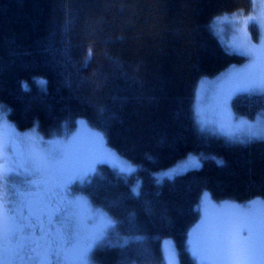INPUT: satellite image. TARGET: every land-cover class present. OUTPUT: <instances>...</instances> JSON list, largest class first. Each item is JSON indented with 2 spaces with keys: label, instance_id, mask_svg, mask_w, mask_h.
<instances>
[{
  "label": "trees",
  "instance_id": "obj_1",
  "mask_svg": "<svg viewBox=\"0 0 264 264\" xmlns=\"http://www.w3.org/2000/svg\"><path fill=\"white\" fill-rule=\"evenodd\" d=\"M252 7V0H0V108L9 120L45 135L85 120L137 167L128 177L101 165L86 182L84 192L116 222L92 255L97 264H164V239L182 264H194L188 236L204 192L215 201H264V141L205 133L194 114L200 80L246 60L219 40L215 20ZM232 107L255 120L264 96L238 95ZM191 154L202 157L201 168L155 179Z\"/></svg>",
  "mask_w": 264,
  "mask_h": 264
},
{
  "label": "rangeland",
  "instance_id": "obj_2",
  "mask_svg": "<svg viewBox=\"0 0 264 264\" xmlns=\"http://www.w3.org/2000/svg\"><path fill=\"white\" fill-rule=\"evenodd\" d=\"M252 2L253 10L249 13L237 12L221 16L215 20L212 26L215 34L227 50L233 54L244 56L245 62L232 65L218 76L202 78L197 88L194 104L195 118L201 131L240 144L264 141L262 137L249 134L250 130L260 132L264 129V111L255 120H249L237 115L232 107V102L238 95L264 96V92L248 90L241 82V75L246 71L254 75L264 73V0H252ZM250 52H254L255 55H250ZM224 100L226 103H222ZM9 125L12 127L10 128ZM13 131L20 134L19 137L14 136ZM25 135L32 137L35 146L40 148L63 146L67 150L64 159L67 165L73 169L71 182L80 188L73 189V194L78 195V197H80L79 194L85 197L80 208L83 220L81 238L100 227L102 215L112 219L107 208L96 205L89 195L83 194L85 183L82 185V180L86 178L85 181H87L92 178L101 165H107L122 175L132 177L137 172V167L134 164L111 148L105 137L92 129L85 120L76 121L72 128L64 125L60 130L50 135H45L36 129L22 132L16 128L0 108V138L3 139L6 149L3 160L6 165L10 164L11 159L7 152L9 138L11 137L22 149V152H25L27 145L22 141ZM52 142H59V144ZM193 159L199 165L198 167L192 166ZM202 163L201 156L191 154L174 166L156 173L155 179L158 182L173 179L188 171L201 168ZM139 187L140 182L138 181L135 189L139 191ZM250 202L255 203L250 204ZM250 202L215 201L210 194L208 199L204 200L202 196L198 206L200 219L189 231L188 236L189 241H191V244L188 241L189 251L194 264H199V261L193 257L191 248L198 246L209 253L212 252L216 243L215 225L222 216L227 215L237 219L239 238L247 239L249 237L250 233L246 225L253 227L252 234L258 238L260 232L258 222L264 216V201L255 199ZM232 205L239 207H232ZM241 211L251 213L252 219L241 221L239 219V212ZM91 216H95L96 220L89 224L88 218ZM111 230L107 232L104 239L93 246L89 254L91 264H97L92 260V255ZM71 243L73 242L70 241V245ZM67 252L68 258H73L75 250L69 246ZM162 252L164 264H182L173 240L164 239L162 241ZM55 261L56 257L54 256L53 264ZM205 264H212V262L209 260Z\"/></svg>",
  "mask_w": 264,
  "mask_h": 264
},
{
  "label": "snow or ice",
  "instance_id": "obj_3",
  "mask_svg": "<svg viewBox=\"0 0 264 264\" xmlns=\"http://www.w3.org/2000/svg\"><path fill=\"white\" fill-rule=\"evenodd\" d=\"M250 55H255L250 52ZM250 68L252 66H249ZM241 82L248 90L264 92V73L254 75L246 71L241 75ZM226 103V100L222 101ZM5 123L6 120H5ZM11 128L12 126L9 125ZM251 136L264 138V129L260 132L250 130ZM13 135L19 137L20 134L13 131ZM27 145L25 152L17 153L15 141L10 137L7 152L10 159L7 177L9 180L13 176H19L21 172L28 177L25 190L10 192L7 196L9 207L8 214L5 215L3 197H0V264H14L13 258L18 255V247L14 246V239L21 236L25 228H35L40 225L41 232H45L44 219L42 216H35L36 224L31 222L32 200L35 198L42 206L43 216L47 221V234L49 240L46 242L39 258L35 264H53L52 257H56L55 264H91L89 254L93 246L104 239L107 232L115 227V221L107 216H101V225L89 232L86 237L81 238V218L80 208L84 203L82 197L75 196L69 189L73 176L71 169L64 157L66 149L63 146L40 148L35 146L32 137L25 135L22 138ZM59 144V142H52ZM5 145L0 138V177L4 176L3 160L5 157ZM23 156V161L16 164V161ZM192 166L198 167L195 159ZM171 178V174H168ZM54 178V183H53ZM135 195H139L138 189H133ZM204 200L209 197L208 192L203 194ZM17 199L24 200L29 208V217H22L16 214V209L12 207ZM227 204V202H225ZM255 203V202H250ZM232 207H239L232 205ZM241 221L252 219V214L239 212ZM96 220L95 216L88 218V223L92 224ZM250 233L247 239L238 236V222L232 216H222L215 225L216 243L211 253L198 246H193L191 252L199 264L211 261L212 264H264V216L259 219L260 228L258 238L253 236V227L248 226ZM137 241H142L143 237H136ZM70 241L71 243L70 245ZM128 243L124 239L123 247ZM191 244V241H189ZM69 246L75 250L73 258H68L67 249ZM7 258V259H6Z\"/></svg>",
  "mask_w": 264,
  "mask_h": 264
},
{
  "label": "flooded vegetation",
  "instance_id": "obj_4",
  "mask_svg": "<svg viewBox=\"0 0 264 264\" xmlns=\"http://www.w3.org/2000/svg\"><path fill=\"white\" fill-rule=\"evenodd\" d=\"M15 147L17 153H23L22 149L18 147V144L15 142ZM23 161V156L21 155L20 158L16 161V164H20ZM9 170V165H6L3 162V172L4 176L0 177V197H3V204H4V210L5 215L8 214V207L9 202L7 199V196L10 192L16 191V190H25L26 188V182L28 180V177L24 175L23 172L19 176H13L11 180L7 177V171ZM85 179L82 180V185L86 182ZM53 178V183H54ZM80 186V185H79ZM77 188L75 184L71 182L70 191L73 193V189ZM77 189H80L79 187ZM84 194V193H83ZM78 196V195H75ZM81 197L82 195L79 194ZM83 197V200H85V197ZM32 200L31 205V211L34 213L33 216H31V222L33 224H36L35 216L39 215L42 216L44 219V226H45V232H41L40 225L36 224L35 228L29 229L25 228L22 235L18 236L14 239V246L18 247V255H16L13 258L14 264H35V261L39 258V254L43 250L46 242L49 240V236L47 234V221L46 217L43 216V210L42 206L39 204V202L35 198H29ZM14 209H16V214L18 216L22 217H29V208L26 206L24 200L17 199L15 203L12 205ZM7 259V258H6ZM52 261H54V256L52 257Z\"/></svg>",
  "mask_w": 264,
  "mask_h": 264
}]
</instances>
